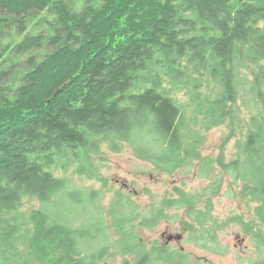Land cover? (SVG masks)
I'll return each mask as SVG.
<instances>
[{
  "label": "trees",
  "instance_id": "16d2710c",
  "mask_svg": "<svg viewBox=\"0 0 264 264\" xmlns=\"http://www.w3.org/2000/svg\"><path fill=\"white\" fill-rule=\"evenodd\" d=\"M243 90L253 101L244 105L255 111L246 122ZM178 93L188 101L180 103ZM227 122L242 138L231 161L221 153L217 163L242 182L251 210L221 230L241 225L258 253L248 264H264V0H0V264L114 257L99 242L102 218L68 224L66 209H98L99 196L60 171L80 163L77 173L91 177L94 168L83 161L103 143L112 151L129 143L174 173L200 158L205 132ZM219 188L218 179L205 193ZM174 193L141 214L120 193L113 201L121 264H191L185 252L149 248L135 235L137 220L151 229L170 210H186L188 231L207 227L202 242L213 240L211 200L200 210V196ZM25 199L56 208L24 211Z\"/></svg>",
  "mask_w": 264,
  "mask_h": 264
},
{
  "label": "rangeland",
  "instance_id": "374dc122",
  "mask_svg": "<svg viewBox=\"0 0 264 264\" xmlns=\"http://www.w3.org/2000/svg\"><path fill=\"white\" fill-rule=\"evenodd\" d=\"M176 98L180 103H186L189 99L184 93L176 94ZM244 99L253 103L245 90L242 91L238 104L242 109V119L246 122L251 112L255 113V111L244 105ZM231 125V122H227L205 132L203 134L204 144L199 150L200 158L192 160L174 173L163 172L153 161L140 158L136 147L132 144L121 143L119 151H112L109 143H103L101 152L90 155L87 162L83 161L87 167L92 165L95 172L93 176L78 174L80 163L72 166L68 172L60 171V175L70 177L76 187L96 192L99 196L98 209L93 204H88L87 207L73 205L68 208L70 210L66 209L65 214L69 215L68 224L82 227L85 223L94 221L95 218H102L107 227L104 237L99 242L109 245L110 252L115 256L101 264H121L125 255L119 246L115 245L121 236L113 228V218L110 216L111 205L115 199H118L119 193L125 202L131 200L132 206H134L133 203L136 207L138 206V214H141L151 205H160L162 201L175 197L174 189L180 188L191 195L202 198V203L198 207L200 210H206L207 202L211 200V213L214 221L209 224V228H212L213 240L207 242L206 238L205 244L202 242L204 241L201 237L202 231L207 230V227L200 230L198 228L195 232L188 231L184 224L188 220L186 210H170L168 218L163 219L159 225L151 229L141 227L140 220H137L135 222L137 240H141L149 248L167 247L169 250L183 251L188 255L191 264L197 262L201 264H248L252 259L257 260L258 253L255 244L251 241L250 235L243 231L241 225L232 223L221 230L224 222L234 215H244L245 219H248L249 210H251L242 198V182L235 181L217 163L221 153H224L226 162H230L236 155V144L242 137L239 132L232 136ZM218 179L220 188L217 192L206 194L207 189ZM125 202H123L122 209L128 207ZM59 207L65 208L61 201L57 205V208ZM32 208H49L53 212L56 206L55 204L42 206L36 199H25L22 210L29 211ZM61 212L64 213L63 210ZM170 236L173 237L172 241H168ZM179 236L181 240H177ZM208 244L212 250L219 251L222 247L225 252H210L202 247ZM92 247L99 248L98 242H94Z\"/></svg>",
  "mask_w": 264,
  "mask_h": 264
},
{
  "label": "water",
  "instance_id": "95a60500",
  "mask_svg": "<svg viewBox=\"0 0 264 264\" xmlns=\"http://www.w3.org/2000/svg\"><path fill=\"white\" fill-rule=\"evenodd\" d=\"M172 240H173V237L170 236V237L168 238V241H172ZM177 240H181V236L177 237Z\"/></svg>",
  "mask_w": 264,
  "mask_h": 264
}]
</instances>
